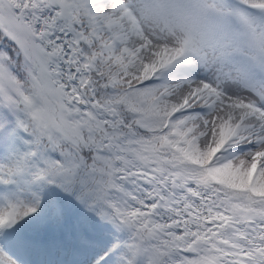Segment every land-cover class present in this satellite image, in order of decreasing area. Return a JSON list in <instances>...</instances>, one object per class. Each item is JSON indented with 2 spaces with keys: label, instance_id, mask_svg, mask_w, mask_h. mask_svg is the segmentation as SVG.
<instances>
[{
  "label": "snow or ice",
  "instance_id": "obj_1",
  "mask_svg": "<svg viewBox=\"0 0 264 264\" xmlns=\"http://www.w3.org/2000/svg\"><path fill=\"white\" fill-rule=\"evenodd\" d=\"M0 264H264V0H0Z\"/></svg>",
  "mask_w": 264,
  "mask_h": 264
}]
</instances>
